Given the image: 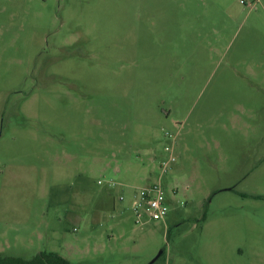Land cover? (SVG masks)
<instances>
[{"label": "rangeland", "instance_id": "rangeland-1", "mask_svg": "<svg viewBox=\"0 0 264 264\" xmlns=\"http://www.w3.org/2000/svg\"><path fill=\"white\" fill-rule=\"evenodd\" d=\"M40 252L264 264V0H0V257Z\"/></svg>", "mask_w": 264, "mask_h": 264}, {"label": "built area", "instance_id": "built-area-1", "mask_svg": "<svg viewBox=\"0 0 264 264\" xmlns=\"http://www.w3.org/2000/svg\"><path fill=\"white\" fill-rule=\"evenodd\" d=\"M164 137L170 142L165 147L166 156L159 162L161 174L167 172L168 168L176 162L173 154L174 137L165 133ZM102 185V181L97 182ZM110 188L120 186L119 183L109 182ZM123 193L118 195V201H123ZM130 209L134 214L136 225H143L146 222H162L169 213L168 200L165 191L160 184L150 187L133 188L129 193Z\"/></svg>", "mask_w": 264, "mask_h": 264}, {"label": "trees", "instance_id": "trees-1", "mask_svg": "<svg viewBox=\"0 0 264 264\" xmlns=\"http://www.w3.org/2000/svg\"><path fill=\"white\" fill-rule=\"evenodd\" d=\"M0 264H69V263L58 254L40 252L31 260H24L17 257H0Z\"/></svg>", "mask_w": 264, "mask_h": 264}, {"label": "water", "instance_id": "water-1", "mask_svg": "<svg viewBox=\"0 0 264 264\" xmlns=\"http://www.w3.org/2000/svg\"><path fill=\"white\" fill-rule=\"evenodd\" d=\"M160 255H161V252L155 257V259L150 264H152Z\"/></svg>", "mask_w": 264, "mask_h": 264}]
</instances>
